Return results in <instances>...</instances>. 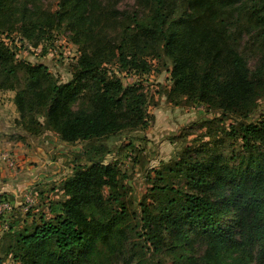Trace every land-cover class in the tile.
<instances>
[{"label": "trees", "instance_id": "obj_1", "mask_svg": "<svg viewBox=\"0 0 264 264\" xmlns=\"http://www.w3.org/2000/svg\"><path fill=\"white\" fill-rule=\"evenodd\" d=\"M138 4L143 16L102 0H60L54 12L36 0H0V35L19 33L36 48L64 28L80 49L73 79L61 84L45 65L16 62L0 39V90L16 93V124L30 137L45 129L68 144L90 143L89 165L74 167L62 185L65 199L49 206L50 216L21 232L11 228L8 249L19 264H112L102 248L119 236L116 246L123 244L130 213L121 198V170L92 143L146 128L147 97L140 86L125 87L105 64L119 58L125 70L147 71L141 54H164L175 88L224 116L248 120L264 98V0ZM118 24L112 39L107 31ZM233 136L242 150L231 158H182L169 168L185 178L186 189L152 188L162 199L155 211L142 204L137 234L145 237L144 255L182 251L178 264H264V116Z\"/></svg>", "mask_w": 264, "mask_h": 264}, {"label": "rangeland", "instance_id": "obj_2", "mask_svg": "<svg viewBox=\"0 0 264 264\" xmlns=\"http://www.w3.org/2000/svg\"><path fill=\"white\" fill-rule=\"evenodd\" d=\"M36 1L44 9L54 12L58 9L60 0ZM102 1L104 5L113 7L119 12H127L129 15L139 12L143 16L142 14L145 13L142 12L143 6L138 4V0ZM148 1L151 4L154 3V0ZM117 17L120 18L119 15ZM107 33L112 39L118 38L119 24L111 27ZM0 39L15 55L16 62L45 65L61 84L73 79L80 49L72 41L71 33L64 28L49 32L36 48L19 33L1 34ZM140 58L147 61L149 65L147 71L125 70L120 65L119 58L105 64L110 72L118 73V78L125 87L137 85L146 94L147 127L127 130L92 143V146H103L106 150L105 162L116 163L121 170L123 184L121 198L130 213L128 223L123 224L129 225L124 230L126 235L122 237L123 244L116 246V243L120 241L119 236V239L105 245L102 249L107 253V260L112 264H178L177 258L183 253L182 251L178 254L173 252L159 256L152 252L146 255L141 252L145 237H140L137 232H141L142 223L139 221L141 218L139 215L142 212V204L148 206L151 211L157 209L162 197L153 195L152 188L155 185H170L174 188L186 189L185 178L174 171H169V168L180 159L192 158L194 161H200L212 154L231 158L234 153H240L241 141L233 134L241 125L255 122L264 116V98L259 99L256 113L248 120L236 116H224L207 104L194 102L187 94L175 88L174 81L171 79L172 62L164 54L162 57H156L150 53L141 54ZM20 77L22 82L26 81L24 72H21ZM15 94L13 91L0 90V111L6 112L10 117L14 115L15 103L12 104V101ZM45 132L46 130L43 129L42 135ZM49 136L54 138L56 134L53 132ZM89 146L90 143L80 141L64 147L65 155L60 174L55 181L41 188L44 190L43 193L48 195H41L39 189H33L27 198H23L19 209L13 207L11 212L1 217L0 264H19L8 249L9 245L13 244L11 239L13 234L10 230L21 232L26 227L30 228L32 220L39 223L41 216H50L44 200L51 196L54 199L56 196L63 199L62 182L73 175L74 167L89 165L88 158L84 155V151ZM105 194L109 195L107 189ZM41 196L43 203L40 202ZM119 207L116 205V208ZM13 219L20 224L11 229ZM132 228L135 230H131ZM196 248L197 253L204 252L202 246L196 245Z\"/></svg>", "mask_w": 264, "mask_h": 264}, {"label": "crops", "instance_id": "obj_3", "mask_svg": "<svg viewBox=\"0 0 264 264\" xmlns=\"http://www.w3.org/2000/svg\"><path fill=\"white\" fill-rule=\"evenodd\" d=\"M13 103L14 101H12ZM15 107L16 105L12 117L6 112L0 111V152L8 153L16 162L15 168H12L0 158V200L8 198L13 207L19 209L22 206L23 198H27L33 189H39L41 195H48V193L44 194V190L41 188L51 181H55L57 175L60 174L61 163L65 155L63 150L68 146V143L63 142L57 134L54 138L49 136L53 134L50 130H46L43 135L38 137L27 135L16 124L20 115ZM61 192L63 194L62 186ZM59 198L58 196L56 199L52 196L44 198L45 206L49 209L51 204L64 200V194L63 199ZM42 200L41 196L40 202ZM48 212L50 213L49 210ZM14 219L11 228L20 224ZM35 222L36 220H32V224Z\"/></svg>", "mask_w": 264, "mask_h": 264}, {"label": "built area", "instance_id": "obj_4", "mask_svg": "<svg viewBox=\"0 0 264 264\" xmlns=\"http://www.w3.org/2000/svg\"><path fill=\"white\" fill-rule=\"evenodd\" d=\"M0 158L4 161L9 167L15 168L16 162L8 153L0 152ZM31 201V200H29ZM13 210V205L8 198H2L0 200V217L4 216L6 213H9Z\"/></svg>", "mask_w": 264, "mask_h": 264}]
</instances>
